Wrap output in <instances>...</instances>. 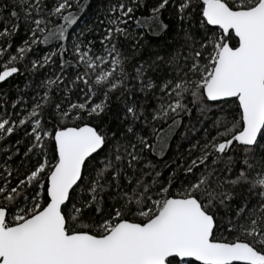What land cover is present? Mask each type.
Returning a JSON list of instances; mask_svg holds the SVG:
<instances>
[{
    "label": "snow or ice",
    "instance_id": "obj_1",
    "mask_svg": "<svg viewBox=\"0 0 264 264\" xmlns=\"http://www.w3.org/2000/svg\"><path fill=\"white\" fill-rule=\"evenodd\" d=\"M90 6L0 0V264H264V0Z\"/></svg>",
    "mask_w": 264,
    "mask_h": 264
},
{
    "label": "trees",
    "instance_id": "obj_2",
    "mask_svg": "<svg viewBox=\"0 0 264 264\" xmlns=\"http://www.w3.org/2000/svg\"><path fill=\"white\" fill-rule=\"evenodd\" d=\"M85 2L89 3L91 6L87 10V12L84 14L83 20L81 21V24L77 26L76 30L78 31L80 27H83L84 23H94L96 16L101 15L102 16V10L107 4V0H85ZM19 82V81H18ZM20 87L23 88V83H20ZM197 119L196 115H193V122H195ZM201 121H204V127L211 128L212 121L214 119V116L212 114H209L207 117H199ZM187 119H185V123H187ZM199 127V125H198ZM202 135V133H201ZM175 141L172 142V149L175 150ZM173 155V152L170 151L166 159L171 158Z\"/></svg>",
    "mask_w": 264,
    "mask_h": 264
}]
</instances>
